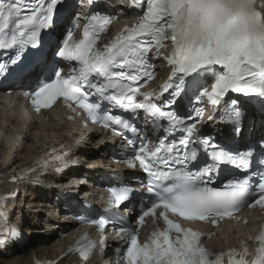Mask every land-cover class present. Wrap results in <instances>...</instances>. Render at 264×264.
Instances as JSON below:
<instances>
[{
    "label": "snow or ice",
    "instance_id": "1",
    "mask_svg": "<svg viewBox=\"0 0 264 264\" xmlns=\"http://www.w3.org/2000/svg\"><path fill=\"white\" fill-rule=\"evenodd\" d=\"M96 2L78 0L82 7L88 8ZM145 3L139 20L123 28L103 48L97 44L116 19L114 15L89 13L80 39L74 38V31L69 30L55 52L70 68L68 74H62L63 68L49 62L42 48L32 54L31 60L24 53L29 48H38L41 31L52 26L54 13L63 0H0V51L11 53L0 62V76L16 66L11 68L12 73L32 81L33 87L23 93V99L30 102L37 114L52 109L62 100L69 109H82L93 124L110 129L114 135H122L121 130L129 129L134 136L140 133L127 119L112 115L99 102L91 101L90 95L132 113L143 109L154 130H159L160 121H168V127L164 128L166 135L151 148L147 142L137 147L134 139H128L132 154L120 161L146 174V183H141L150 195L137 216V228L126 226L118 212L76 217L81 223L98 228L101 248L109 224L117 236L127 237L126 248L122 252L117 250L123 264H264V225L254 238V252L250 253L247 243L241 240L239 250L230 248L213 255L201 243L203 232L177 222H206L221 227L229 221L239 223L238 214L245 208L264 210V135L246 143L243 151L235 146L237 137L241 142L245 140L244 113L236 98L225 101L227 106L218 117L231 126L227 145L198 132L203 108H195V115L189 114L186 119L170 110L182 95L191 92L197 102L206 98L214 110L229 93L257 97L264 111V14L257 10L254 0H129V7L144 8ZM166 41L172 45L166 58L170 73L159 95L168 93V98L158 105L153 101L154 93L148 92L143 95L147 103H141L136 99L140 88L155 79L150 58L160 57ZM86 88L95 92H86ZM175 131L183 133L178 143H166L168 135ZM194 145L202 149L200 156ZM66 156L67 153L57 154L51 161L36 163L47 169L54 162L66 164ZM192 161L198 162L195 172L189 168ZM229 168L247 175L218 184L221 172L226 173ZM28 171L35 172L36 168L24 171L19 178L23 179ZM257 173L259 183L254 187L251 179ZM107 192L109 209L119 210L122 204L128 207L125 202L131 203L135 189L122 182L109 187ZM7 198L0 196V202ZM148 217L162 221L164 227L154 228L141 243L139 229ZM243 222L246 224L247 220ZM95 248L96 242L85 235L69 252L79 253L87 262Z\"/></svg>",
    "mask_w": 264,
    "mask_h": 264
},
{
    "label": "bare ground",
    "instance_id": "2",
    "mask_svg": "<svg viewBox=\"0 0 264 264\" xmlns=\"http://www.w3.org/2000/svg\"><path fill=\"white\" fill-rule=\"evenodd\" d=\"M260 2L264 5V0H260ZM57 122H61V116L54 114L50 115V121L43 122L47 128L44 126L35 127L34 125L9 121L0 113V135H6L5 140L0 136V177H8L14 173V168H20L28 163L27 159L30 150L27 147L39 144L47 146L49 144L48 141L54 136V127ZM5 123H11L12 125L10 126L11 132L7 134L3 130V126H7L4 125ZM28 131L30 135L27 134ZM57 138L62 140L66 139L67 136L60 134L57 135ZM6 141L17 145L15 152L6 148L8 144ZM3 143H6L5 147L2 145ZM94 149L92 148L91 151L90 147L79 151L78 154L84 157V163L87 160L94 162L100 156L102 149H97V147H94ZM80 164L82 165V162ZM80 174L81 170L79 169L74 172L73 177L77 178ZM88 174L97 181L93 171L90 170ZM65 179V177L58 175L51 176L45 181L42 188L33 187L30 194L28 186L19 188L21 194L24 193L23 199H20L16 206L10 208L9 212L12 216L17 215L16 223L26 230V235H34L32 239L34 241L40 240L42 245L29 247L27 253H23L22 250L17 251L16 247H10L7 251L1 250L0 264H28L31 254L36 255L38 258H53L61 251V248L67 243V237H59L57 233L67 231V225L64 223L66 221L65 212L56 211L64 202L61 201L57 204L55 197L68 196L71 193L72 189L66 185ZM39 233L40 238L36 236ZM55 233L56 236L53 237ZM223 233L222 231L221 234ZM25 239L29 240L27 236ZM93 264L102 263L93 262Z\"/></svg>",
    "mask_w": 264,
    "mask_h": 264
}]
</instances>
